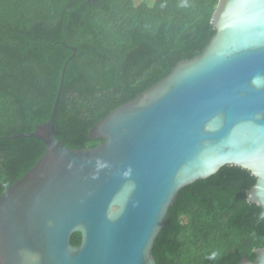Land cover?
Instances as JSON below:
<instances>
[{
    "label": "water",
    "instance_id": "water-1",
    "mask_svg": "<svg viewBox=\"0 0 264 264\" xmlns=\"http://www.w3.org/2000/svg\"><path fill=\"white\" fill-rule=\"evenodd\" d=\"M204 51L97 121L104 139L67 146L52 114L33 132L46 145L37 164L0 195V264H158L153 249L179 191L225 165L257 181L248 200L264 211V0H219ZM129 166V176L124 172ZM134 185V187H132ZM81 233V242L72 235ZM246 255L239 264H264Z\"/></svg>",
    "mask_w": 264,
    "mask_h": 264
},
{
    "label": "trees",
    "instance_id": "trees-1",
    "mask_svg": "<svg viewBox=\"0 0 264 264\" xmlns=\"http://www.w3.org/2000/svg\"><path fill=\"white\" fill-rule=\"evenodd\" d=\"M219 0H0V136L49 120L69 61L55 121L67 146L93 148L90 129L117 106L202 53L216 33ZM46 151L35 137L0 138V195ZM237 165L183 187L153 249L158 264H239L264 247L256 183ZM81 242V233L72 243ZM216 253V259L209 257Z\"/></svg>",
    "mask_w": 264,
    "mask_h": 264
},
{
    "label": "clouds",
    "instance_id": "clouds-1",
    "mask_svg": "<svg viewBox=\"0 0 264 264\" xmlns=\"http://www.w3.org/2000/svg\"><path fill=\"white\" fill-rule=\"evenodd\" d=\"M253 83L257 86H261L262 84H264V76H256L253 78ZM131 167L129 166L128 170L124 172V176H129L131 174ZM132 187H134V185H132ZM217 254L213 253L209 258L210 259H216Z\"/></svg>",
    "mask_w": 264,
    "mask_h": 264
},
{
    "label": "rangeland",
    "instance_id": "rangeland-1",
    "mask_svg": "<svg viewBox=\"0 0 264 264\" xmlns=\"http://www.w3.org/2000/svg\"><path fill=\"white\" fill-rule=\"evenodd\" d=\"M150 1V3H152V0H149ZM139 2V0H137V3Z\"/></svg>",
    "mask_w": 264,
    "mask_h": 264
}]
</instances>
